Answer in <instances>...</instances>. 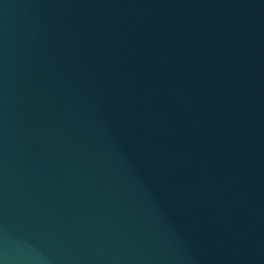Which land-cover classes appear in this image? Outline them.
<instances>
[{"label":"water","instance_id":"1","mask_svg":"<svg viewBox=\"0 0 264 264\" xmlns=\"http://www.w3.org/2000/svg\"><path fill=\"white\" fill-rule=\"evenodd\" d=\"M0 264H264V0H0Z\"/></svg>","mask_w":264,"mask_h":264}]
</instances>
